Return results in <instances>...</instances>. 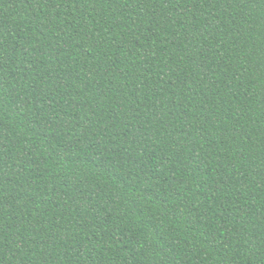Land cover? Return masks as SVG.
I'll return each instance as SVG.
<instances>
[{
    "label": "trees",
    "instance_id": "obj_1",
    "mask_svg": "<svg viewBox=\"0 0 264 264\" xmlns=\"http://www.w3.org/2000/svg\"><path fill=\"white\" fill-rule=\"evenodd\" d=\"M0 264H264V0H0Z\"/></svg>",
    "mask_w": 264,
    "mask_h": 264
}]
</instances>
